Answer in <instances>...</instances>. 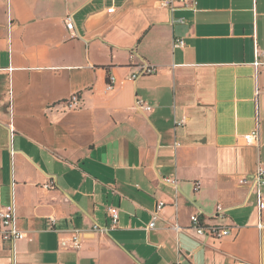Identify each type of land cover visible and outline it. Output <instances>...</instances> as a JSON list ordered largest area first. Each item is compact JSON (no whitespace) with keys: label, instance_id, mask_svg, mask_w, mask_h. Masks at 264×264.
Listing matches in <instances>:
<instances>
[{"label":"crops","instance_id":"obj_1","mask_svg":"<svg viewBox=\"0 0 264 264\" xmlns=\"http://www.w3.org/2000/svg\"><path fill=\"white\" fill-rule=\"evenodd\" d=\"M166 1L0 0V212L27 234L0 218V264H264V0Z\"/></svg>","mask_w":264,"mask_h":264},{"label":"built area","instance_id":"obj_2","mask_svg":"<svg viewBox=\"0 0 264 264\" xmlns=\"http://www.w3.org/2000/svg\"><path fill=\"white\" fill-rule=\"evenodd\" d=\"M177 6H185V7H190V8H196L197 6V2L195 0H167L166 2L163 3V7L169 8L172 11H174L175 9H177ZM114 9H110L109 12H114ZM180 22L182 23L183 20H180ZM67 28L68 30L75 35L76 33V28H75V23L73 20V17L70 16L67 18ZM175 47H179V48H185V42L182 40H178L176 41ZM256 65L258 66V63H256ZM158 72V69L154 66H151L150 64H145L143 65L137 73H135L134 75H132L131 79L136 81L142 77L145 76H150L153 75L155 73ZM109 86H108V90H112L113 89V84L115 83V78L111 77L109 79ZM67 107L69 109H73L76 110L78 108L81 107V99L79 97L78 94L73 95L68 102L66 103ZM135 108L140 111V112H151L153 110V107L151 105H149L148 103H146L144 100L141 99H137L136 104H135ZM184 122L180 123L179 125H183ZM245 141L247 143V145H255L257 143H259L260 141V132L259 130H256L254 132H252L251 134L245 136ZM167 183L172 184V185H177V181L176 180H170L167 179L166 180ZM243 184H247L248 181L247 180H243L242 181ZM252 189L253 191L256 193L257 196V203L259 206V210L263 211L264 210V194H263V188H264V167L260 166L257 168L256 173L253 175L252 177ZM55 184L51 183V184H47L46 186H44V189L46 190H55ZM199 186H197L195 189L196 191L199 190ZM165 207V203L164 202H160L156 212L154 213L153 216V221L151 222V224L149 225L148 229L152 230L154 228H156V223L160 218V213L162 212V210ZM218 217H224V209L219 206L218 207ZM0 218H1V224H2V228H1V234L5 240V242L10 243V244H15L16 242L22 241L27 239V234L20 231L17 227V221H16V216L12 211L9 210H2L0 212ZM109 218L113 224V227H116L119 224V219H120V214H119V210L117 208H110L109 209ZM50 228L53 229L55 224H56V220L51 219L50 222ZM193 223L196 229V232L198 235L200 236H206L208 238H213L215 240H221L224 237H227L230 235V230L229 229H224V228H220L217 226H212L209 227L207 229H204L201 226V221L198 217H194L193 218ZM259 228L260 229H264V224L261 222L259 224ZM96 229H98V226H96ZM68 247L72 250H76V251H80L83 247V238L82 235L79 232H75L74 236L72 238V240L69 242Z\"/></svg>","mask_w":264,"mask_h":264}]
</instances>
